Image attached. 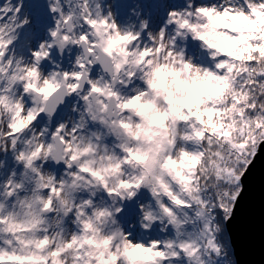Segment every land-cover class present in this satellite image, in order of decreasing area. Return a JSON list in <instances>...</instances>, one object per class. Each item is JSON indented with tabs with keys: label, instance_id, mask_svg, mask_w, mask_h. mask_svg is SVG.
<instances>
[{
	"label": "clouds",
	"instance_id": "9594fccd",
	"mask_svg": "<svg viewBox=\"0 0 264 264\" xmlns=\"http://www.w3.org/2000/svg\"><path fill=\"white\" fill-rule=\"evenodd\" d=\"M264 143V0H0V264H242Z\"/></svg>",
	"mask_w": 264,
	"mask_h": 264
},
{
	"label": "water",
	"instance_id": "95a60500",
	"mask_svg": "<svg viewBox=\"0 0 264 264\" xmlns=\"http://www.w3.org/2000/svg\"><path fill=\"white\" fill-rule=\"evenodd\" d=\"M241 182L244 190L230 225L233 243L242 264H264V143Z\"/></svg>",
	"mask_w": 264,
	"mask_h": 264
}]
</instances>
